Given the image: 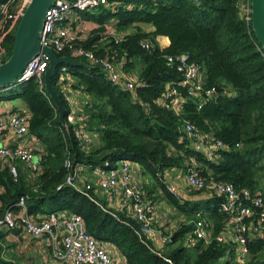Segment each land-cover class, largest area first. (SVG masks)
<instances>
[{"label":"trees","instance_id":"1","mask_svg":"<svg viewBox=\"0 0 264 264\" xmlns=\"http://www.w3.org/2000/svg\"><path fill=\"white\" fill-rule=\"evenodd\" d=\"M22 1L0 0V27L2 5L8 4L14 11ZM240 1L109 0L107 6L82 12L83 21L99 27L74 46H83L97 57H108L134 88L112 82L101 66L76 57L91 67L67 66L71 79H67L66 90L77 91L81 110L75 123L64 126L55 102L35 78L19 86L0 87H10L0 93V101L19 98L25 102L26 109L21 112L29 115L28 136L34 144L29 148L41 158L37 170L16 160L17 176L11 172V165L0 172L5 187L0 193L2 214L17 211L22 196L26 197L29 213L39 222L51 213L79 214L87 231L99 243L115 245L126 264H264V236H252L246 245L248 255L241 258L238 243L227 233V217L219 211L223 198L209 193L214 182L224 181L264 198V48L251 21L241 16ZM142 23L153 25L154 30L145 31L138 26ZM109 24L118 31L137 27L119 39L108 36L101 44ZM15 33L4 40L3 61L12 54ZM161 37H167L169 44L164 45ZM143 41L149 48L142 46ZM60 55L74 57L69 48ZM182 55L201 67L205 88L216 90L213 98L189 95L182 84V72L168 60L169 56ZM60 71L61 67L54 85L65 103L67 117L68 101L58 84ZM173 90L184 101L178 111L173 105L175 97L168 95ZM82 93L85 98L80 97ZM187 122L202 135L224 142L225 149L218 152L217 161L206 159L192 148L185 131ZM78 130L94 133L98 141L85 148L77 137ZM191 156L204 164L202 174L207 186L188 191L191 199L188 195L184 199L168 188L164 172L170 168L186 172ZM122 159L129 160L150 180L151 184L145 183L149 203L155 205L163 193L182 211L180 224L173 229L175 236L167 242L161 239L170 236L171 230H166L164 222L159 225L155 221L156 214L150 229L136 218L129 203L110 207L94 188L87 194L65 184L75 166L82 168L79 182L84 169ZM67 160L72 163L71 169L65 165ZM120 195L122 192L117 198ZM202 215L211 223L212 240L208 244L194 235L196 221ZM150 230L159 233L158 243ZM221 235H226L225 241L218 242ZM186 236L192 245L184 244ZM1 251L0 244V264H14L4 259Z\"/></svg>","mask_w":264,"mask_h":264},{"label":"built area","instance_id":"2","mask_svg":"<svg viewBox=\"0 0 264 264\" xmlns=\"http://www.w3.org/2000/svg\"><path fill=\"white\" fill-rule=\"evenodd\" d=\"M198 1V0H196ZM29 0H23L20 7L14 11L9 10L8 4L1 7L3 23L0 27V61L4 55L3 43L5 38L17 30L20 19L23 15ZM109 0H56L47 12L44 27L41 32L40 41L43 45L50 46L60 55V52L67 48L73 50L74 57H85L88 61L101 66L107 73L109 79L114 83L123 84L127 88H134V83L130 79L123 78L121 69L108 57H97L91 50L83 46H74L78 40H85L88 34H83L80 29L82 23V12L107 6ZM116 5V2H113ZM241 16L248 22L251 21L252 0L240 1ZM119 39V38H118ZM117 39V40H118ZM142 46L149 48L147 41L142 42ZM170 63L177 64V68L183 74L182 84L189 90V95H205L213 98L215 88L206 89L203 81L204 72L201 67L188 61L186 55L178 58L169 56ZM49 67V59L44 53L36 55L26 66L23 73L13 83L19 86L35 78L41 88L45 86V72ZM68 67L62 66L58 77V84L65 93L68 101L69 114L66 117L67 123L77 121V105L79 103L76 96L68 92L67 89ZM169 96L175 97L174 108L178 111V106L184 103L177 97L175 90L169 92ZM202 104H200V107ZM67 109V108H66ZM11 129L18 136H27L29 132V115L27 112L12 113L0 118V133L3 130ZM185 131L191 140L192 148L202 154L206 159L217 161L218 152L225 149L223 141L213 137L202 135L200 130L190 122L185 124ZM77 137L82 141L85 148L90 145L89 134L84 131H77ZM36 156L27 145H17L8 147L0 145V158L11 162V172L17 176L18 170L15 165L16 160H20L29 165L32 170H37L41 158L37 155L38 161H34ZM67 168L71 169L70 160L65 162ZM204 164L197 160L196 156H191L187 163L186 181L187 184L200 190L207 186L206 178L202 174ZM74 172L66 177L65 184L75 186L81 192L87 193L88 190L122 192L121 200L124 204H130L132 212L136 218L143 222L147 228L153 227V216L156 214V206L149 203L146 197L145 185L137 179V168L127 159L116 162L106 160L97 167H90L89 170L98 177L97 187L90 181L81 183V167L75 166ZM172 170H166L165 182L168 188L177 194L176 190L169 182ZM62 185L58 186L61 189ZM212 190L223 200L219 204V211L227 217V233L238 243L241 258L248 255L246 245L254 235L264 236V198L261 195L252 196L249 189L239 190L233 183L217 181L212 185ZM17 211L6 210L0 215V228L22 229L32 238L45 239L53 246V257L61 263L72 264H126L121 257L114 256L105 245L99 243L86 229L84 219L79 214L51 213L42 221H37L29 213L26 197L22 196L17 203ZM202 215L196 221L194 235L198 240H204L205 244L211 242V223ZM173 235L163 236L161 241L167 242ZM226 235L217 237L218 242L225 241Z\"/></svg>","mask_w":264,"mask_h":264},{"label":"crops","instance_id":"3","mask_svg":"<svg viewBox=\"0 0 264 264\" xmlns=\"http://www.w3.org/2000/svg\"><path fill=\"white\" fill-rule=\"evenodd\" d=\"M82 33L83 34H90L94 29H97L99 26L97 23H94L92 21H84L82 23ZM141 28H143L145 31L150 32L154 30L153 25L151 24H138ZM136 25L129 28L125 31H118L116 27H114L112 24L107 25V30H105L104 34L105 36L102 38V43L104 44L107 40L108 36H115V37H122L130 32L135 31ZM160 40H162V43L164 45L169 44V39L167 37H161ZM68 78H70L68 74ZM68 92H71L76 97H79V94H76L77 91L68 90ZM81 98H85L80 94ZM6 103V102H5ZM81 104L78 103L77 105V113L81 110L80 107ZM26 109L25 102L22 100L20 102V106H16L12 102L8 101L7 104H4L2 101H0V118L4 116H8L12 113H20L21 110ZM32 139L29 138V136H18L13 130L6 129L3 130V132L0 133V145L8 146V147H14L17 145H27L28 147L33 145ZM36 155V154H35ZM34 161H38L37 155L34 156ZM11 165V162L9 160H6L4 158H0V172H5L7 167ZM11 167V166H10ZM168 170H172V174L169 177V182L173 186V188L178 192L179 195H182L183 198L188 195V191L195 190L191 188L186 181V172L181 168H170ZM139 171V170H138ZM92 172H88V170L84 169L83 172V178L82 181H90L93 180L94 182H97L98 177L96 178ZM137 179L140 180L142 183H148L151 184L150 180L143 175L142 173L138 172ZM146 190V189H145ZM5 187L0 179V193H4ZM120 191H113V192H103V191H97L96 193L102 198L105 199L110 207L114 208H121L123 205H125L121 200V195L117 198V193ZM189 196V195H188ZM189 199H191V196H189ZM1 204L2 199L0 198V214L1 212ZM156 205V220L159 222V225L163 224V218L157 211V207L160 206L158 202ZM157 222V224H158ZM165 226L167 227L166 230L169 231V229L172 231L174 229L173 222L166 221L164 222ZM150 236L154 237L155 241L159 242V233L156 232V230H150L149 231ZM0 244L2 247L1 254L4 259L8 261H12L14 264H62L61 262L58 263L57 259L53 257V246L45 239H37L32 238L29 236L26 232H24L21 229H7V228H0ZM105 247L114 255L117 257L123 258L122 254L119 252V250L115 247V245L107 243L105 244ZM124 260V259H123ZM72 264V263H71Z\"/></svg>","mask_w":264,"mask_h":264},{"label":"water","instance_id":"4","mask_svg":"<svg viewBox=\"0 0 264 264\" xmlns=\"http://www.w3.org/2000/svg\"><path fill=\"white\" fill-rule=\"evenodd\" d=\"M55 2L56 0H29L15 33L12 54L6 61H0V87L13 84L28 63L39 53H44L49 59V67L44 76L45 89L59 109L61 123L68 126L67 109L54 85V77L62 66L90 68L91 65L79 58L59 55L52 47L41 43L40 37L47 12ZM251 23L258 41L264 48V0H252Z\"/></svg>","mask_w":264,"mask_h":264},{"label":"rangeland","instance_id":"5","mask_svg":"<svg viewBox=\"0 0 264 264\" xmlns=\"http://www.w3.org/2000/svg\"><path fill=\"white\" fill-rule=\"evenodd\" d=\"M118 38V37H117ZM10 87H4L0 90V93L2 92H5L9 89ZM4 104H7L8 101L12 102L13 104H15L16 106H20V102H22V99H19V98H16V99H12V100H1ZM6 102V103H5ZM85 133L89 134V137H90V145L92 144L93 146L96 144V142L98 141L97 137H95V134L92 133V132H88V131H84ZM95 143V144H94ZM89 145V146H90ZM84 170L82 171V174H83ZM88 172H91L89 169H88ZM91 174L94 175V173L92 172ZM96 178L97 176L94 175ZM98 180V179H97ZM151 181L153 183H157L154 179H151ZM90 182L95 186L97 187V182H94L93 180H90ZM159 199H157L155 201V203L158 202V204H160L159 207H157V211L158 213L161 215V217L163 218L162 220L164 222L166 221H169V222H173L174 224H180V220L182 218V211H180L178 208H175L173 205H171L168 200L164 197V194L163 193H160L159 195ZM157 224V223H156ZM158 225V224H157ZM175 227V226H174ZM168 233V232H167ZM183 242L184 244L186 245H192L190 242H189V236H186L184 237L183 239Z\"/></svg>","mask_w":264,"mask_h":264}]
</instances>
